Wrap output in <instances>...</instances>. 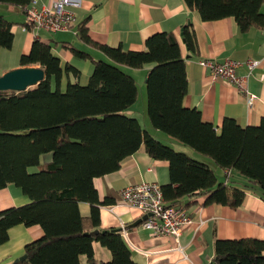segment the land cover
Segmentation results:
<instances>
[{
    "label": "trees",
    "instance_id": "1",
    "mask_svg": "<svg viewBox=\"0 0 264 264\" xmlns=\"http://www.w3.org/2000/svg\"><path fill=\"white\" fill-rule=\"evenodd\" d=\"M185 2L204 21L231 16L242 32L264 29V0ZM29 3L0 0V4L23 9ZM12 25L0 14V50L12 47ZM77 36L114 63L95 59L67 43L76 57L93 62L88 84L81 85L70 79V75L78 78L80 71L70 64L62 68L52 46L35 39L20 63L43 68L45 79L24 91L0 92V189L15 184L31 200L0 211V246L9 240L13 226L39 225L44 231L42 238L25 246L26 259L16 264H80L84 255L87 264H98L94 242L111 252L107 264H138L121 229L91 232L101 226L100 207L112 204L99 200L94 179L118 170L126 156L142 147L153 159L169 162L171 182L161 187L166 204L186 208V197L205 196L204 205L237 209L247 191L264 200V118L260 125L247 127L227 118L218 133L203 121L199 109L185 107L187 72L173 33L151 35L141 52L93 41L84 23L78 26ZM181 36L189 50L198 53L191 22L182 26ZM149 65L147 111L153 128L217 167L244 176L245 186L219 182L207 161L163 143L125 113L137 101L139 88L120 66L143 69ZM65 74L69 79L63 90ZM46 154H51L50 162H44ZM82 202L91 205L87 217L80 212ZM210 264H264V240H217Z\"/></svg>",
    "mask_w": 264,
    "mask_h": 264
},
{
    "label": "crops",
    "instance_id": "2",
    "mask_svg": "<svg viewBox=\"0 0 264 264\" xmlns=\"http://www.w3.org/2000/svg\"><path fill=\"white\" fill-rule=\"evenodd\" d=\"M55 0H39V5H51ZM79 8L73 9L76 16V30L86 24L91 39L99 44L121 47L125 51L145 50L148 37L158 32L173 33L181 55L185 60L188 92L184 106L201 112L204 122L212 124L221 132L225 119H234L242 127L258 126L264 118V29L242 32L234 17L215 21H204L197 11L191 10L185 0H80ZM264 12V6L262 7ZM0 14L12 25L13 44L0 50V76L23 67L21 56L31 51L38 39L50 44L60 59L62 68L70 64L80 71L79 77L70 75L71 81L87 85L93 72L91 59L76 57L67 47L71 43L77 49L88 52L95 59L114 63L103 52L82 42L77 32L60 31L50 33L37 28L24 30L25 12L22 7L0 4ZM193 24L198 53L189 50L181 36L182 26ZM66 45V47H65ZM200 60H237L242 63L237 75L245 79L248 91L256 96L249 106L239 89L223 79L213 80L209 68ZM259 61L252 70L247 62ZM33 67H39L33 65ZM133 76L139 88L135 104L126 110L130 117L137 118L144 130L165 144L187 151L207 161L214 169L219 182L238 187L245 186L247 179L237 172L223 170L205 157L192 153L174 138L153 128L147 111V77L152 65L143 69L120 66ZM69 77L65 74L61 88H66ZM180 146H179V145ZM44 162L51 161V154L43 156ZM169 162L153 159L142 147L126 156L118 170L94 179L99 200L112 201L100 207L101 226L99 230L121 229L122 236L138 264H210L214 257V244L220 239L264 240V200L247 191L243 205L233 209L221 204L204 205L205 196L186 197V209L193 218L177 240L172 236L152 235L141 224L131 226L141 218L140 212L120 202L121 191L128 185L142 182L157 183L161 187L171 182ZM30 198L15 184L0 189V211L30 203ZM80 212L87 217L91 205L79 204ZM44 236L39 225H16L9 229V240L0 246V264H11L24 255L25 246ZM94 257L98 264H107L111 252L99 242L93 243ZM80 264H87V256Z\"/></svg>",
    "mask_w": 264,
    "mask_h": 264
},
{
    "label": "built area",
    "instance_id": "3",
    "mask_svg": "<svg viewBox=\"0 0 264 264\" xmlns=\"http://www.w3.org/2000/svg\"><path fill=\"white\" fill-rule=\"evenodd\" d=\"M80 0H55L51 5H39V0H30L24 8L25 21L24 30L45 29L50 33L60 31L76 30V16L73 9L79 8ZM204 68H209L213 80L223 79L234 84L247 99L251 106L256 96L248 91L245 79L236 73L237 68L242 65L237 60H200ZM248 68L252 70L259 65V61L247 62ZM120 202L137 209L141 218L146 216L141 225L150 230L152 235L172 236L179 239L183 230L192 224L193 218L187 209L179 204H166L163 191L159 184L142 182L128 185L121 191Z\"/></svg>",
    "mask_w": 264,
    "mask_h": 264
},
{
    "label": "water",
    "instance_id": "4",
    "mask_svg": "<svg viewBox=\"0 0 264 264\" xmlns=\"http://www.w3.org/2000/svg\"><path fill=\"white\" fill-rule=\"evenodd\" d=\"M46 77V72L41 67H19L13 70L6 72L5 74L0 76V92L6 91H24L39 84ZM146 219V216L140 218L131 226H137L142 223L143 220ZM106 230H103L105 232ZM100 232L99 229L93 230L91 234L96 235ZM26 259V255H22L21 257L15 259L13 264L18 263L21 260Z\"/></svg>",
    "mask_w": 264,
    "mask_h": 264
}]
</instances>
